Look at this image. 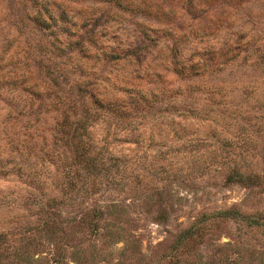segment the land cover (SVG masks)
I'll use <instances>...</instances> for the list:
<instances>
[{
	"label": "rangeland",
	"instance_id": "rangeland-1",
	"mask_svg": "<svg viewBox=\"0 0 264 264\" xmlns=\"http://www.w3.org/2000/svg\"><path fill=\"white\" fill-rule=\"evenodd\" d=\"M127 2H46L77 19L72 31L91 30L97 44L86 56L61 54L53 26L32 21L29 0H0V149L13 148L18 131L23 168L37 159L24 171L42 181L0 173V264H55L58 255L69 264H264V225L218 214L230 207L264 219V177L257 185L226 178L235 162L264 174V0H203L223 8L220 26L198 18L188 0H133L144 11ZM99 43L139 55L102 61ZM219 49L227 52L203 74L172 70L176 58L179 67ZM73 63L82 70L71 71ZM77 91L162 98L125 116L90 104L92 138L125 165L110 183L98 176L88 190L67 193L40 156L52 155L54 93Z\"/></svg>",
	"mask_w": 264,
	"mask_h": 264
},
{
	"label": "trees",
	"instance_id": "trees-1",
	"mask_svg": "<svg viewBox=\"0 0 264 264\" xmlns=\"http://www.w3.org/2000/svg\"><path fill=\"white\" fill-rule=\"evenodd\" d=\"M114 4H120L123 0H106ZM190 1V5L194 6L196 16L198 18H207V21L212 24L221 25L223 21V8H218L216 5L206 7L203 0ZM48 0H29L30 7L33 10L31 15L32 21L40 28L53 26L54 36H56L57 43L55 48L60 50L61 54H68L73 52H82L86 56H90L89 48L96 45V37L92 34L91 30L79 31L77 27L75 31L70 29L73 22L76 23L77 19H72V15H69V11L65 6H53L52 9L47 5ZM38 3V5H37ZM35 6V7H34ZM125 9L144 11L148 7L147 5L141 7L138 2L128 0L125 3ZM94 16H88L91 19ZM94 18V17H93ZM99 15L96 16V19ZM140 32L145 37L150 36L145 29L140 28ZM161 37V35H157ZM101 48L97 49L96 56L102 61L120 60L129 55L138 56L140 48H129L123 51V48H115L114 46H106L104 43H99ZM231 50L236 49L235 45H230ZM240 49V48H239ZM62 50V51H61ZM87 50V51H86ZM227 51L218 50L217 53L211 55L202 56L199 55L198 59L193 63L180 65L178 67V59L172 61V70L175 73H181L188 75H200L207 71L210 64V58L212 56H223ZM237 53H233L230 60L236 56ZM84 55V56H85ZM262 55V54H261ZM264 55V53H263ZM262 55V56H263ZM212 59V58H211ZM189 67L185 71V67ZM70 70H82L79 63H73ZM92 83V82H91ZM87 84H90L88 82ZM125 94L114 95L112 93H106V91H77L76 96L61 95L54 93L53 108L56 115L54 116V122L52 124L53 131L51 136L53 138L51 147V156H47L48 163H53L55 168V174L60 175L58 177V185L61 186L62 191L66 189L67 193H77L78 191L88 190L87 187L98 182L97 177L100 176L107 183L113 180L114 175L112 173H118L121 168L123 169L125 163H120V157L114 156L113 153L108 151L106 144H96L92 138L90 125L93 119L96 117L97 112H93L90 108V104L98 107L99 110L109 113L111 115H129L131 110L146 111L147 108L160 104L161 106V92L156 91H127ZM32 94H34L31 91ZM157 106V105H156ZM157 106V108H158ZM144 114V113H143ZM51 127V128H52ZM18 131L13 132V135L9 136V142L13 148L9 150L0 149V173L7 174L13 172L19 175L25 174L30 184H35L34 187L41 186L42 181H39L35 169L34 171L25 169H33L37 164L36 160L27 161V168H23L22 159L19 157L21 149L18 147L19 142L13 143L14 139H18ZM15 135H17L15 137ZM1 144V143H0ZM13 144V145H12ZM223 143L222 145H226ZM48 145V144H47ZM34 146V145H33ZM43 146V144H42ZM104 147L106 149H104ZM34 150V149H33ZM106 151V152H105ZM39 154L34 152L26 154L27 158L31 156H38ZM235 160V159H233ZM44 164V163H42ZM231 170L226 174V178L232 181H237L245 185H257L261 183L258 179L260 176L264 177V174L259 172H242L237 166L236 162L230 166ZM101 181V180H99ZM40 185H37L39 184ZM100 211L101 209H94ZM96 213V212H95ZM239 214L247 221L248 224L264 225V219L259 215L251 213H238L236 209L224 208L218 211L220 216H229V214ZM192 227V226H191ZM196 227V226H195ZM198 229V227L195 228ZM193 228H188L190 231ZM55 264H69L64 255H58L55 259Z\"/></svg>",
	"mask_w": 264,
	"mask_h": 264
}]
</instances>
